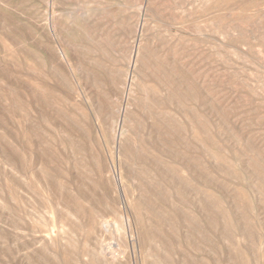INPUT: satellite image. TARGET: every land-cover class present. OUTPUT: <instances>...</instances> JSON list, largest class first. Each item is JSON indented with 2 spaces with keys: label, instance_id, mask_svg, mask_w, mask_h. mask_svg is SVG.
I'll return each instance as SVG.
<instances>
[{
  "label": "rangeland",
  "instance_id": "374dc122",
  "mask_svg": "<svg viewBox=\"0 0 264 264\" xmlns=\"http://www.w3.org/2000/svg\"><path fill=\"white\" fill-rule=\"evenodd\" d=\"M0 264H264V0H0Z\"/></svg>",
  "mask_w": 264,
  "mask_h": 264
},
{
  "label": "bare ground",
  "instance_id": "6f19581e",
  "mask_svg": "<svg viewBox=\"0 0 264 264\" xmlns=\"http://www.w3.org/2000/svg\"><path fill=\"white\" fill-rule=\"evenodd\" d=\"M132 69V68H131ZM131 86V85H130ZM142 90V89H141ZM144 91V90H143ZM21 94V93H20ZM19 94V95H20ZM20 98V97H19ZM143 100V99H142ZM145 100V99H144ZM124 116V115H123ZM122 119V118H121ZM77 120V119H76ZM69 122V121H68ZM71 123V122H70ZM79 123V122H78ZM73 127V126H72ZM183 179V178H182ZM53 182V181H52ZM58 186V185H57ZM62 189V188H61ZM215 199V198H214ZM215 202V203H214ZM213 203L210 201L202 200V207L209 210L211 209L215 204L216 201H214ZM215 208V207H214ZM247 220V219H246ZM243 221V220H242ZM211 223H215V219L212 218ZM228 226H231L230 223L227 222ZM245 234L246 235H251L252 234V230H251V226H249V224L246 222V228L244 229ZM145 237L147 236L146 233L144 232Z\"/></svg>",
  "mask_w": 264,
  "mask_h": 264
}]
</instances>
